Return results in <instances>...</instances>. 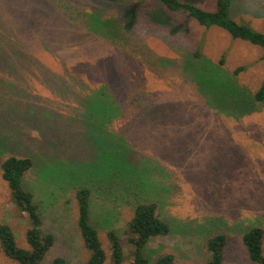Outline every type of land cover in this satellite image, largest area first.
I'll use <instances>...</instances> for the list:
<instances>
[{"label": "rangeland", "instance_id": "obj_1", "mask_svg": "<svg viewBox=\"0 0 264 264\" xmlns=\"http://www.w3.org/2000/svg\"><path fill=\"white\" fill-rule=\"evenodd\" d=\"M49 1L0 0L11 15L6 16L10 24L22 28L16 43L20 51L7 47L0 52L6 56L0 62V224L10 227L18 247L30 249L26 230L31 222L12 202L1 176L7 157H29L32 166L22 185L39 206L42 235L54 237L40 264H51L56 257L85 264L89 258L76 222L74 193L81 182L98 190L90 213L105 253L102 264L112 262L109 229L120 237L122 264L133 260L124 233L133 198L154 202L169 225L167 234L144 245L148 264L167 253L174 264H207L206 240L215 233L227 236L222 264H254L242 235L252 226L264 229V104L255 102L254 110L243 116L235 110L226 114L208 103L194 79L207 71L206 76L217 78L214 85L230 81L252 98L264 78V49L234 39L220 27L200 25L158 0H112L108 11L106 0ZM64 1L79 9L67 16ZM181 1L207 11L216 8V0ZM128 8L131 16L125 13ZM228 8L236 22L264 30V0H229ZM89 18L100 27L111 25L109 34L90 30ZM38 36L51 40L36 45ZM29 40L35 49L53 51L26 55L22 49ZM17 55L41 64L16 63ZM239 65L247 67L232 74ZM103 79L120 105L139 90L145 103L127 109L121 120L100 118ZM148 106L150 117L137 118L135 111ZM117 154L143 183L136 194L125 189L127 183L120 185L118 177L103 182L105 186L91 183V169H108L110 158L117 168ZM121 170L131 177L123 165ZM0 264H18L1 245Z\"/></svg>", "mask_w": 264, "mask_h": 264}, {"label": "trees", "instance_id": "obj_2", "mask_svg": "<svg viewBox=\"0 0 264 264\" xmlns=\"http://www.w3.org/2000/svg\"><path fill=\"white\" fill-rule=\"evenodd\" d=\"M112 0H106L103 4L108 11L110 9V3ZM168 9L172 11H182L186 12L188 15L193 17L200 25L205 27L217 26L225 31H227L232 38H238L248 41L251 44L258 45L264 49V30L262 32L252 29L250 26L236 22L231 16L228 8L229 0H216V8L213 11H207L192 2L181 1V0H158ZM49 1V3H51ZM65 9L62 13L67 16L72 13L73 9H79L77 7H72L67 1H64ZM133 7V6H132ZM104 9V10H105ZM130 14L132 8H128L125 13ZM6 16H11L7 14L6 9L0 5V52L7 50V47L12 49V53H17L20 46L16 45L19 36H21L20 27L10 24L12 19H7ZM129 18L130 16L127 15ZM97 18L96 15L92 14L91 18ZM128 17L126 19H128ZM89 18L88 27L90 30L101 34H109L112 26L109 24H104L100 27L90 23ZM122 18H119V20ZM115 28V27H114ZM117 28V27H116ZM10 38V39H7ZM15 38V39H14ZM14 39V40H12ZM39 39L36 41V45L43 44L42 41L48 42L51 39L49 37L45 38L43 36H38L35 38ZM12 41V42H11ZM33 44L32 40L26 41L22 53L26 55H41L44 49L53 51V47L39 46V48ZM60 47H55L54 50H58ZM15 55H12V59ZM21 56L16 63H25L27 65L41 64L33 57ZM199 52L194 53V57H198ZM6 56L0 55V62H4ZM264 57V55H263ZM225 56H221L219 64H224ZM209 63V62H207ZM43 66V65H42ZM247 65L237 66L232 74L237 75L239 72L245 70ZM207 71L203 72L201 70L198 73L197 79H194L198 84H200V91L203 96L207 97L208 103H211L216 108H219L222 112L226 114L233 113V110L237 111V116H243L255 108V102H260L264 104V78L258 87V89L252 94V98L245 94L244 89L237 86L230 85L231 82L222 81L218 85H214L217 78L213 77L212 74L206 76ZM195 76V73H191ZM203 76V77H202ZM212 78V79H211ZM233 80V79H232ZM103 88L100 91L102 96V109L100 113V118L110 121L113 119H120L127 117V109H136L139 106H143L145 103V97L142 90L127 94L126 103L121 104L117 100L114 93L110 91L111 84L108 80L103 79ZM211 85V86H210ZM140 87V86H137ZM209 91L207 92V90ZM243 91V93L241 92ZM249 100V102H247ZM246 101V103L244 102ZM149 103V102H148ZM243 103L246 110L243 109ZM224 104V107H222ZM240 105V106H239ZM150 106V103H149ZM148 108H144L143 111H135L137 118H149L151 111ZM242 109V110H241ZM241 110V111H239ZM121 116V117H119ZM136 118V117H135ZM134 118V119H135ZM121 120V119H120ZM117 168L114 167L113 160L108 159V169L98 170L92 168V173H89L91 183H96L99 187L101 185L105 186V183L118 177L120 185L124 186L127 183L125 189L131 194H136L135 188L140 189L143 187L136 175L129 170L130 165L128 162L122 161L120 155H115ZM106 165V163L104 164ZM121 165L129 170L131 177L127 178L121 170ZM32 166V160L29 157H16L9 156L1 163V176L4 181H6L8 188L10 189L11 199L14 205L19 208L23 213H25L31 226L26 230V239L29 243L30 249H23L18 247L13 231L6 224H0V245L1 250L7 257L16 261L18 264H40L44 255L51 247L54 241L52 234L42 235L41 233V216L39 213V206L35 202L32 192L25 189L22 185L23 174ZM120 170H119V169ZM131 168V167H130ZM124 178V179H123ZM127 178V180H126ZM132 178L136 179L135 185L132 184ZM111 185V184H107ZM98 190H94L92 186H88L84 183H80L74 193L76 208H77V226L81 234L82 239L90 251L89 258L85 264H102L105 260V253L103 251L101 240L98 233V227L94 219L91 217L90 204H94L95 196L97 197ZM95 194V195H94ZM132 205V216L127 222L124 233L126 234V239L128 244L132 246L133 260L130 264H148V258L143 253V247L151 237L165 235L169 232V225L163 221L156 212V204L149 199H134ZM106 237L109 243L111 251V264H122L123 260V247L120 242V237L116 230L109 229L106 233ZM264 229L261 226H252L251 228L244 231L242 235V243L247 251L248 258L254 264H264ZM227 244V236L224 233H215L208 237L206 240L205 247L210 252V257L207 264H222L225 246ZM51 264H67L64 258L56 257L52 260ZM154 264H174V257L172 254L167 253L161 255Z\"/></svg>", "mask_w": 264, "mask_h": 264}]
</instances>
